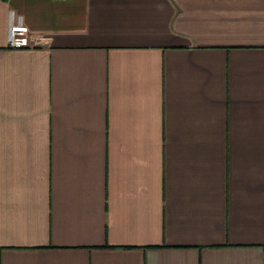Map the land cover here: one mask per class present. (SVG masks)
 <instances>
[{
  "label": "crops",
  "instance_id": "1",
  "mask_svg": "<svg viewBox=\"0 0 264 264\" xmlns=\"http://www.w3.org/2000/svg\"><path fill=\"white\" fill-rule=\"evenodd\" d=\"M0 264H264V0H0Z\"/></svg>",
  "mask_w": 264,
  "mask_h": 264
},
{
  "label": "built area",
  "instance_id": "2",
  "mask_svg": "<svg viewBox=\"0 0 264 264\" xmlns=\"http://www.w3.org/2000/svg\"><path fill=\"white\" fill-rule=\"evenodd\" d=\"M9 26L7 47L11 49H24L34 46L32 37L26 26L16 19Z\"/></svg>",
  "mask_w": 264,
  "mask_h": 264
}]
</instances>
